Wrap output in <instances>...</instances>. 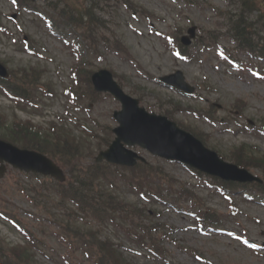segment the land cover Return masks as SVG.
<instances>
[{"label": "rangeland", "instance_id": "obj_1", "mask_svg": "<svg viewBox=\"0 0 264 264\" xmlns=\"http://www.w3.org/2000/svg\"><path fill=\"white\" fill-rule=\"evenodd\" d=\"M100 1H103L101 6L94 10L95 17L105 26L100 32L109 38L114 34V37L124 44L131 58L123 53L118 55L112 51H106L101 45L98 50L103 54L102 58L93 56L81 47L82 58L80 59L79 56L71 53L67 44L57 38L62 34L61 30L63 33H69V29L61 26L53 34H49L46 23L34 14L27 12L17 15L11 2L0 0V14L6 16L3 21L10 29L9 36L0 35V61L5 62L6 67L11 70L30 66L45 69L43 82L51 83L57 90L52 99L43 101V108L39 113L28 108L18 110L13 103L0 94V114L3 115L8 126L12 124L13 119H17L36 124L43 128L39 131L44 132L49 123L59 124L58 118H64V106L67 104L62 93L64 88L71 84L68 75L75 63L84 60L86 56V59H89L87 61H90V64L86 65L89 70L94 73L98 69H109L117 78L122 77L121 87L133 97H137L136 93H140L143 96L142 106L151 107L150 111L154 113H163L169 109L173 112L170 115L183 127L198 135L202 133L205 146L211 151L214 150L223 161L230 162L229 156L233 152L235 158L236 155L244 157L246 153L248 154L247 151L239 153V148L243 144L255 149L256 153L264 152V137L234 134L233 127L226 129L220 125L210 126L204 119H196L187 114L189 110L204 114L203 109L206 105L215 102L222 106L218 116L229 117L234 112L231 109L233 102L240 100L245 104L244 118L239 120L240 123H244L245 120H251L255 125L263 123L264 65L256 61L250 62L245 55L239 54V59L243 61V68L237 69L219 60L215 51L201 53L195 60L184 63L173 57L160 36L175 32L176 26L182 28L179 36L184 35L187 27L192 25L198 27V36H202L203 32L208 30L214 33L216 27H214L215 22L212 19L210 8H219L222 12L230 10L233 14L237 11L236 7L231 6L228 0H181L188 1L190 4H178V1L174 0L173 2L170 0H131L130 4L136 10L134 12L124 8L120 0H96V6ZM48 2L49 0H35L32 4L44 11ZM140 10H144L145 14L154 15L151 22L141 15ZM11 14H16L14 20H17L16 25L7 18ZM219 15L221 18L218 23L222 28L220 32L224 33V27L228 22L226 16L220 12ZM254 15L253 13L250 15L248 22L256 25ZM261 26L264 27V24L259 23L256 28ZM28 37L33 40L32 44L41 54L40 58L28 56L22 52L21 40L28 41ZM71 41L72 37H68L69 44ZM192 45L188 49H193ZM221 45L230 50L233 47L232 42H228L226 38L222 39ZM137 66L142 71L138 70ZM255 67L259 71H255ZM176 70L181 71L186 82L195 87V93L198 92L201 96L198 101L187 100L153 80V78L169 75ZM203 81L211 83L215 91L208 94L199 90L197 85L203 84ZM89 86L86 82L81 87L82 91L86 94L91 93L92 89ZM132 91L136 93L132 94ZM89 106L90 109L87 111L81 109L75 111L70 124L65 123L72 138H75L81 146L79 156L85 166H90L94 161L102 140L111 138L108 130L111 133V129L117 126L112 119V114L119 110V104L110 96H102L93 102L89 101ZM84 128L90 129L91 132L86 131L85 133ZM132 150L147 160L148 164L157 166L180 185L184 184L196 192L207 207L223 215L227 214L229 210L227 201L216 193L215 187H210L208 184V181L212 182L214 179L205 175L197 179L182 165L155 158L138 147ZM6 171L0 179V212L14 214L22 226H26L35 237L45 243L44 255L38 253L36 256L40 264H66L68 254L76 264H91L87 257L82 255L79 246L73 247L65 243L63 231L61 232L58 228V225L62 226L65 223L71 224V227H79L84 234L99 230L100 240H110L113 244L120 245L123 256L132 264H155L152 263L154 261L152 254L137 246L125 233L110 223L100 226L72 202L60 201L48 186H40V180L36 176L22 174L9 168ZM250 171L256 176L261 175L256 170L250 169ZM95 186L104 187L122 201L132 204L133 210L138 208L134 205L139 204L145 210L146 215L147 211L149 212L147 215L149 218L140 219L145 224L148 225L152 221L166 225V228L169 226L176 228L170 240L163 244L168 254L167 261L171 264H264L263 252L256 255L248 251L245 248L246 245L240 240L238 241V238L242 237L250 243L258 245L264 243L263 205L246 203L237 195L235 198L240 209L237 218L228 217L226 226L222 229L223 232L202 234L193 219L172 209L168 210L160 205L143 201L117 176H108L106 180L95 183ZM35 190L36 194L33 193ZM154 211L156 214L160 213L158 217H154ZM0 238L4 240L1 242H5L6 249L10 245L26 244L25 240L1 217ZM191 251L198 252L201 259L194 256ZM5 253V250L0 251V256H4Z\"/></svg>", "mask_w": 264, "mask_h": 264}, {"label": "trees", "instance_id": "obj_2", "mask_svg": "<svg viewBox=\"0 0 264 264\" xmlns=\"http://www.w3.org/2000/svg\"><path fill=\"white\" fill-rule=\"evenodd\" d=\"M239 1L240 2L238 3H240V6H242V9L239 13L240 15L236 18V20H234L232 16L226 18L227 22L229 23V26L226 25L229 28L226 34L229 36L231 35L235 42L239 43L240 47L243 46L247 49L258 50L264 57V37L259 36L264 35V28L258 30L257 33H250L253 27H248V23L245 21L242 15L244 11L248 13L252 12L253 10L259 12L261 9V2H259L258 0ZM71 2H78V0H71ZM252 3H254V6L252 5ZM87 16L90 18L88 14ZM74 22L76 24V28L81 27L79 22ZM216 31L218 30H215V32ZM82 35L83 37L90 38L91 30H84ZM214 35L215 33L208 32L207 36L203 40V45L208 46L210 44H214L217 41V38ZM246 35L250 37H256V45H259V43L261 42L260 47L258 48L256 45H254V43H251V41L247 40V37H245ZM258 37H260L261 39L259 40ZM102 39L105 40V38ZM112 42L116 49L125 50V48L118 40L115 39ZM32 77L33 75L31 74L30 78ZM33 85L34 83L31 82L19 83L21 90L24 92L30 90ZM14 125L15 126L10 128L5 126L4 117L0 115V137L7 141L12 140L13 142L19 143L21 147L23 146L32 150L36 149L42 153H45L49 157H52L55 160L57 159L63 168L68 169L67 171L69 177L66 184L54 183V185L52 184L51 186V189L58 192L62 200H71L72 202H75L76 204H78L80 210H86L87 212H89V215L93 217L97 223L100 222L101 224H103L106 219L114 221L117 216H121L124 222L130 223L131 228L129 230V233H132L136 238H138L140 243L146 245L145 242H147L149 246L152 245L154 248H157V241L155 243L153 239V234L157 225H150L148 227L143 225L141 222L139 224V222L137 221L138 219L145 217V212L139 213L138 211L133 210L132 207L124 204L121 200H118L116 196L113 197L112 194L107 192L106 190H99L95 187V182L106 179V176L111 173V169L109 170V166L105 164H93L88 168L80 167V164H78L76 160L79 158V154H77L76 152L79 147L74 143L73 139H70L69 143L67 141L68 138H66V140L63 139L62 136L57 134V132L55 135H45L44 137H42L37 133H33V131H29L28 126L24 124ZM62 142L64 143L61 144ZM235 162L240 166H245L243 162ZM256 162L258 169L264 172V158H258ZM137 172L138 170L135 171L133 175ZM137 175L141 176V178L138 179L139 184L143 181L142 179H145L147 176H149V179L152 178L151 173H147V176H142L139 173H137ZM150 182L151 181L149 180L144 181L143 183H141L143 184L142 187L145 189H152L149 186ZM164 185L167 186L164 191L168 194V197L173 198L172 182L169 179H165ZM175 196L179 199H185L186 197V200H196V196H194V193L188 192L185 187H182L181 190L176 191ZM208 214L212 215L210 212ZM66 228L68 230L67 233L73 235L76 234V230L72 229L71 227H65V231ZM136 229H139V231L141 232L140 236H138L139 232L135 233ZM92 238L93 241H90L89 244H85L90 248V252L92 253L90 257H95V261L97 262V264H126L125 262H122V256L117 247H115L108 241L98 242L96 234H93ZM0 250H4L1 245ZM4 257L6 258L5 264H11L16 260H18L22 264H36L34 255L28 248H20L15 246V248H11V251H9V253L4 254Z\"/></svg>", "mask_w": 264, "mask_h": 264}, {"label": "water", "instance_id": "obj_3", "mask_svg": "<svg viewBox=\"0 0 264 264\" xmlns=\"http://www.w3.org/2000/svg\"><path fill=\"white\" fill-rule=\"evenodd\" d=\"M0 74L5 75V70L1 66ZM176 75H181V73ZM93 77L95 87L110 92L121 103L122 109L114 115L119 123V127L113 130L117 137L111 143V147L100 154L97 159L98 162L106 159L110 163L133 166L138 156L125 150L122 143L128 146L137 144L153 154H159L167 159L181 160L201 171L219 175L223 179L240 181L252 179L245 172L218 160L215 153L205 150L198 141L179 129L177 130L173 124L156 116L147 115L143 109L137 107L138 101L136 99L126 96L121 88L113 82L109 73L99 72ZM172 77H167L162 81L172 83L170 81ZM177 85L186 92L191 90L182 83L181 77ZM0 162H6L26 172H37L42 175H50L56 180H64L61 170L55 167L48 158H44L34 151L20 150L1 140ZM2 168L0 167V176L4 172Z\"/></svg>", "mask_w": 264, "mask_h": 264}]
</instances>
